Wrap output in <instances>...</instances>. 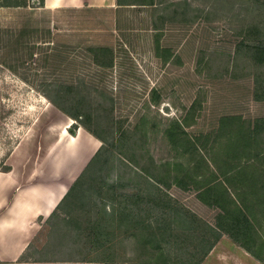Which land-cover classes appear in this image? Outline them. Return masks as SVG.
Listing matches in <instances>:
<instances>
[{"label": "rangeland", "instance_id": "374dc122", "mask_svg": "<svg viewBox=\"0 0 264 264\" xmlns=\"http://www.w3.org/2000/svg\"><path fill=\"white\" fill-rule=\"evenodd\" d=\"M24 1L19 7H0V158L3 150L11 148L10 157L15 151L27 154L31 160L25 162L31 163L42 155L41 166L51 167L47 157L52 152L67 153L65 141L58 149L54 143L65 129L74 137L81 127L70 134L74 121L45 95L70 110L83 98L85 106L99 117L92 122L112 131L110 141L121 139L123 154L114 150V168L107 166L98 172V185L102 181L111 184L121 176L124 181L130 178L139 182L144 189V181L134 177L139 169L160 175L164 163L186 168L191 155L182 146L169 144L162 135L163 128L173 120L182 123L186 132L182 142L190 136H201L199 155L205 166L200 176L206 182L210 174H220L222 162H231L230 156L224 158L219 142L212 143L220 119L237 116L252 122L264 117V101L254 99L255 78L261 75L264 79V65L235 57L237 31L246 25L264 27L262 6L250 5L249 0H155L153 7L49 11L39 7L38 0ZM157 45L160 48L155 51ZM95 47L111 51V67L99 66L90 51ZM164 49L173 55L172 61L163 63L160 51ZM60 95L70 97L72 102L66 103ZM261 149L264 161V139ZM13 161L15 167L23 162L19 158ZM59 161L62 164L58 168L67 167L65 159ZM7 164L11 166V158ZM181 168L174 173L180 178L185 173ZM192 187L182 182L163 192L177 206L212 223L216 212L202 206ZM94 201L99 206L96 197ZM51 222L50 226L44 224L32 243L31 249L39 257L106 260L109 264H142L149 258L138 239L139 231L125 226L106 229L108 222H104L107 234L97 246L85 225L80 231L69 226V235L61 240L52 234ZM258 222L262 226L261 217ZM258 230L257 236L262 235V227ZM201 264L264 261L243 254L222 238Z\"/></svg>", "mask_w": 264, "mask_h": 264}, {"label": "trees", "instance_id": "16d2710c", "mask_svg": "<svg viewBox=\"0 0 264 264\" xmlns=\"http://www.w3.org/2000/svg\"><path fill=\"white\" fill-rule=\"evenodd\" d=\"M38 1V6L42 8L43 0ZM116 1L118 6H155V0ZM21 2L25 1L0 0V7H19L22 5ZM249 2L250 5L257 4L260 8L262 6L264 13V0H249ZM241 22L244 27L246 21ZM235 37L238 38L235 45V57L240 55L256 65H264V27L258 24L246 25V28H240V31H237ZM159 48L157 45L155 51ZM90 51L99 61L97 63L100 67H111L110 50L95 47ZM160 52H163L161 57L163 63L174 59L168 49ZM255 79L254 99L264 101V79L261 75ZM65 96L61 97L66 98L65 102L70 104L72 102L69 101L70 97ZM152 96V101L156 103L154 101L157 99L156 94L153 93ZM45 97L74 121L68 130L70 134L73 135L74 129L81 127L101 144L84 171L73 181L64 198L48 218L49 226L50 221H54L51 222L53 235L66 240L70 231L67 229L69 226L80 231L85 225L91 232L89 235L92 240L98 246L107 234L106 229L125 226L133 229V232L139 231L138 239L146 247V255L149 253V258L142 264H201L223 232L234 242L260 249V254L253 255V258L263 263L264 243L255 239L257 236L255 228L257 230L261 228L258 217L264 221V161L263 149H261L264 139L262 137L264 117L252 122L244 121L237 116L220 119V127L213 135L214 139L211 142L213 145L219 142L217 145L222 148L224 158L227 160L230 156L231 162L229 163V160L222 162L219 165L220 174H210L206 182L200 176L205 166L203 158L199 155L201 136H190L182 142L186 137L182 123L176 120L170 121L168 126L163 128L162 135L174 147L182 146L191 155V160L187 162L186 168H181L179 164L174 166L164 163L160 175H152L149 170L139 169L140 173L137 174L136 171L134 177L144 181L146 188L141 189L139 182L130 178L124 181L121 176L111 184L107 185L102 181L101 185H98V172H102L107 166L114 168L112 158L113 153L116 152L114 150L117 149L123 154L121 139L118 142L110 141L112 131L110 132L99 123L92 122L99 117L85 106L83 98H81V105L78 104L75 109L70 110L52 96L45 95ZM91 122L95 127L91 126ZM218 138H224V140L219 141ZM6 144L9 146V141H6ZM11 153V148L3 150L0 158V172L10 170L7 161ZM250 163L253 164L252 168H249ZM179 168L185 171L182 178L174 174L180 170ZM256 172L260 175L257 176ZM182 182L185 185L188 183L192 185L196 198L216 212L213 216V224L202 220L181 205L177 206L173 198L163 192L171 185H182ZM103 185H107L104 190ZM95 197L99 201V206H97L98 202L94 201ZM92 214L94 218L91 219ZM104 222H108L106 229L103 227ZM66 242L62 241L63 244ZM58 261L109 264L106 260Z\"/></svg>", "mask_w": 264, "mask_h": 264}, {"label": "crops", "instance_id": "0c3cea01", "mask_svg": "<svg viewBox=\"0 0 264 264\" xmlns=\"http://www.w3.org/2000/svg\"><path fill=\"white\" fill-rule=\"evenodd\" d=\"M43 5L44 9L49 11L84 8L120 10L125 7H142L118 6L116 0H43ZM60 138L54 143V148L58 149V146H61L60 143L65 141L68 151L65 155L60 151L58 154L57 150L52 152V156L47 157L51 167L41 166L43 165L42 155L39 156L37 162L27 163L25 160H31V158L27 154L18 155L15 151L10 157L11 169L8 172H0V264H102L59 262L39 257V254L31 249L37 233L42 230L75 178L99 148V142L82 128L76 131L74 137L68 135L65 129V133H61ZM15 158H19V161L23 160L18 167L12 165ZM60 158L65 159L63 164L65 162L67 164L64 169L58 168V165L62 164L59 161ZM201 204L208 208L207 205ZM212 221L214 222V217ZM261 227L262 235L254 237L264 243V221ZM255 232L259 233V230L255 228ZM221 233L215 246L224 238L251 258L253 255L260 254V249L250 248L248 244L242 243L241 245L229 239L223 232ZM31 252L35 256L31 255Z\"/></svg>", "mask_w": 264, "mask_h": 264}]
</instances>
